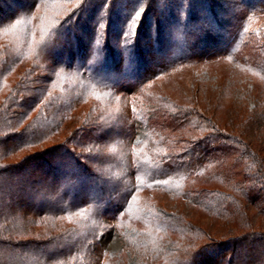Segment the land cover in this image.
I'll return each instance as SVG.
<instances>
[{
  "label": "rangeland",
  "instance_id": "1",
  "mask_svg": "<svg viewBox=\"0 0 264 264\" xmlns=\"http://www.w3.org/2000/svg\"><path fill=\"white\" fill-rule=\"evenodd\" d=\"M19 1L26 15L4 23L20 9L11 3L0 14V137L28 135L33 122L37 145L23 155L67 144L100 178L106 152L116 177L133 155L147 164L131 207L118 195L101 218L91 247L102 264H254L249 246L233 255L227 240L253 231L264 247V177L239 143L264 161V0H149L135 14L138 0ZM187 162L190 171L172 170ZM51 188L32 192L46 200ZM220 193L222 217L209 211ZM190 230L205 233L212 260L185 257L197 248Z\"/></svg>",
  "mask_w": 264,
  "mask_h": 264
},
{
  "label": "trees",
  "instance_id": "2",
  "mask_svg": "<svg viewBox=\"0 0 264 264\" xmlns=\"http://www.w3.org/2000/svg\"><path fill=\"white\" fill-rule=\"evenodd\" d=\"M38 1L41 0H34V7ZM148 1L138 0L136 6H129L130 13L128 14H135L140 7L150 9L149 7H143ZM242 1L249 3L246 0ZM150 2H155V0H150ZM9 3L17 8L22 6L19 0H13ZM9 3L0 0V9L5 4L8 11L11 10L13 5ZM184 5L183 7L187 6V4ZM188 5H191V3ZM137 6H139L138 9H136ZM25 9L26 6L18 9L9 18L3 19L4 23L20 19L26 15L20 14L25 13ZM3 13H7L4 8H2L0 14ZM133 56L135 55L133 54ZM16 105L21 106V104ZM27 107H30V105ZM4 114L8 115L10 119L14 118L10 112H4ZM32 123L30 122L22 128V131H28V135L14 133L13 135L0 137V264H68L73 255L78 256L75 264H102L103 254L99 255L98 252H93L91 247L93 239L100 231V227L103 226L101 218L110 212V201L114 198L120 197V203L124 209L131 207L130 202L139 185L142 184V180L138 177V170L146 168L145 159L139 155H133L132 160L127 162V168H129L126 172L127 175L116 177L108 174L110 166L112 167L109 160L112 158V154H110L111 151L106 152L101 155V160L96 162L97 164L101 162L103 168L100 178L96 176L95 171L83 166L76 159L67 144L61 143L42 152L36 151L23 155L21 152L37 145L35 141L38 138L36 132L38 130L32 128ZM60 125L57 129L60 128ZM241 133L245 134V130H242ZM46 134L47 132H43V136H46ZM239 139V143L245 146L244 155L247 154L250 161L255 162L258 173L264 177V161L259 158V155L251 152V148L243 144L241 138ZM16 156H21V158L18 161L9 163L4 160L6 157ZM202 162L196 163H200L199 169ZM188 164L190 162L181 165L172 164L174 165L172 170L190 171L191 168ZM133 165H137V169L134 171L131 170ZM153 165L158 167L161 165V161L155 158ZM34 168L36 170H33ZM63 168H67V170H63ZM156 173L157 171L148 177V182L154 180ZM131 175L134 177V183L130 182ZM88 176L91 177V180ZM60 179L62 182H59ZM50 184L52 188L46 193L47 199L39 200L41 192ZM33 190L40 194L32 192ZM239 190L243 192L245 198H248L247 191H243L242 187H239ZM180 191H182V187ZM228 196L225 193L215 196L214 207L209 208V211L212 214H217L218 217L225 216V204L229 198ZM194 199L200 203L197 194ZM75 212H83L82 217L80 219L72 218ZM45 217L54 219V225L52 223L50 225L46 224L47 227H45L41 223L38 227L37 220ZM65 217L70 218V223L65 224ZM20 220L26 222V224L21 226L19 224ZM29 234L35 237L31 238ZM190 235L193 239L188 249H194L195 246L197 248L185 257L197 256L201 262H204L205 259L212 260L213 256L206 251L204 242H202L203 244L199 243L201 235H205V233L200 230H190ZM258 236L259 234L253 231H247L243 235L234 232L227 240V242H232L234 245V247L230 245L229 252L238 254L240 253L239 249L249 246L251 251L255 252L254 264H260L259 257L264 254V247L262 241H260L262 237L259 239ZM249 241H251L250 244ZM218 244L222 248L227 245L223 242ZM226 261L225 258H222L219 264L226 263ZM239 262H241L240 259ZM229 264H235L233 258L230 259Z\"/></svg>",
  "mask_w": 264,
  "mask_h": 264
},
{
  "label": "snow or ice",
  "instance_id": "3",
  "mask_svg": "<svg viewBox=\"0 0 264 264\" xmlns=\"http://www.w3.org/2000/svg\"><path fill=\"white\" fill-rule=\"evenodd\" d=\"M132 23L134 24L135 23V20H133Z\"/></svg>",
  "mask_w": 264,
  "mask_h": 264
}]
</instances>
